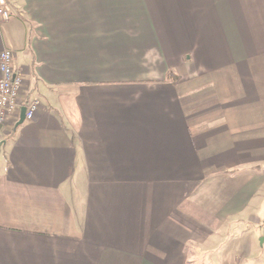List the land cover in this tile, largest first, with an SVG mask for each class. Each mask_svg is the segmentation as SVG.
<instances>
[{
	"label": "crops",
	"instance_id": "1",
	"mask_svg": "<svg viewBox=\"0 0 264 264\" xmlns=\"http://www.w3.org/2000/svg\"><path fill=\"white\" fill-rule=\"evenodd\" d=\"M6 1L0 264H264V0Z\"/></svg>",
	"mask_w": 264,
	"mask_h": 264
},
{
	"label": "built area",
	"instance_id": "2",
	"mask_svg": "<svg viewBox=\"0 0 264 264\" xmlns=\"http://www.w3.org/2000/svg\"><path fill=\"white\" fill-rule=\"evenodd\" d=\"M0 20H10V9L6 0H0ZM12 61L13 53L10 50L0 52V129L6 125L8 118L18 114L22 107L19 98L24 83L23 73L13 67ZM40 106L39 100H33L26 105V119H34Z\"/></svg>",
	"mask_w": 264,
	"mask_h": 264
},
{
	"label": "water",
	"instance_id": "3",
	"mask_svg": "<svg viewBox=\"0 0 264 264\" xmlns=\"http://www.w3.org/2000/svg\"><path fill=\"white\" fill-rule=\"evenodd\" d=\"M26 111L27 110L25 107L21 109V111H20V119H21L20 121L21 122L20 123H22L26 119Z\"/></svg>",
	"mask_w": 264,
	"mask_h": 264
}]
</instances>
